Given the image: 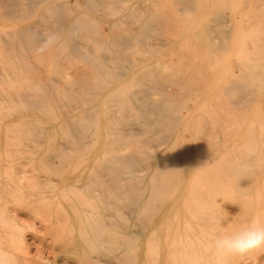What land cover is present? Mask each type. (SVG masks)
Wrapping results in <instances>:
<instances>
[{
  "label": "bare ground",
  "instance_id": "1",
  "mask_svg": "<svg viewBox=\"0 0 264 264\" xmlns=\"http://www.w3.org/2000/svg\"><path fill=\"white\" fill-rule=\"evenodd\" d=\"M229 3L231 0H0V20L14 23L0 31V46L6 49L0 52L31 50L46 66V73L37 74L40 69L22 55L21 64L32 82L28 86L33 84L32 89L37 88V92L24 97L25 104L20 102L22 94L17 99L24 110L40 113L39 119L25 125L34 138L29 153L32 161L40 162L50 172L43 180L39 175L30 177L34 192L24 194V200L38 201L40 205L45 202L55 209L31 210L33 205L30 210L11 212L39 226L43 235L39 231L40 236L34 235L35 231L32 237L40 252L51 256L53 264H264V248L247 254L246 261L219 256L208 249L211 240L221 233L236 232L246 224H264V199L255 202L244 198L253 188L244 183L258 184L264 173L260 170L264 147L256 145L264 142V136L254 137L253 130H246L240 139L245 150L227 148L232 152L230 156L222 163L215 162L217 169L230 174L231 188L240 203V222L232 228L207 230L206 216L210 213L192 212L190 219L162 226L168 216L165 210H202L203 204L211 203V192L221 189L220 177L185 178L190 166L185 161L186 149L178 145L180 141L170 139L185 116L170 103L176 100L185 107L208 79L209 73L193 59L204 48L211 54L223 50L231 20L222 10ZM250 3L264 6V0ZM170 8L175 9L176 15L172 11V16L177 21L187 23L169 41L183 39L188 48L186 58H174L165 64L171 74L160 71L155 48L156 51H143L140 58L128 60L125 48L140 45L142 40L150 39L151 32L163 30ZM257 10H252L253 15L264 14ZM102 22L110 24L108 32L99 26ZM181 31L186 34L182 36ZM212 34L219 36L220 43L211 40ZM78 37L91 44L76 42ZM256 38L245 42V59L236 80L217 91L219 95H234L236 98L230 102L235 105L248 102L245 97L253 93L254 82L264 81V42ZM10 59L11 64L16 63ZM68 60L88 65L84 67L86 72H69L72 68ZM182 62L188 63L184 69L179 65ZM117 63L121 64V71H107ZM10 70L8 75L3 74L6 78L17 69ZM151 93L161 94L162 98H152ZM214 103L211 105L215 114L193 132L195 144H209L196 148L197 166L218 147H213V143H220L221 136L231 133L221 129L220 124L230 116L225 113L227 108L221 103L215 107ZM136 129L140 135L149 136L145 141L154 147H165L153 151L132 147L133 139L139 135ZM201 135L208 139L202 141ZM206 181L216 185L196 186ZM159 225L163 228L161 233L156 230ZM48 256H40V263L50 264Z\"/></svg>",
  "mask_w": 264,
  "mask_h": 264
},
{
  "label": "rangeland",
  "instance_id": "2",
  "mask_svg": "<svg viewBox=\"0 0 264 264\" xmlns=\"http://www.w3.org/2000/svg\"><path fill=\"white\" fill-rule=\"evenodd\" d=\"M233 1L234 0H231V3L227 4L222 10V14L226 16L227 19L231 20V22L228 25L229 35L226 39V43H225L223 50L219 54H211L209 50L204 48L205 50L201 49V52L197 56H195L193 59V63L202 65V67H204L206 71L209 73L208 79L203 84L202 89L197 95L190 97L191 99L189 98V100L186 101L185 107L182 105V102H178L176 100L171 101L172 103H170L172 107H177L178 109H180V112L182 113V115L185 116L184 117L185 119L183 120L181 125L176 128L175 134L170 138L172 140L175 139V140L180 141L178 145L183 146L186 149L185 150V154H186L185 161L189 163L190 166L185 170L186 171L185 178L187 180H191V179H197V178L220 177L222 178V183L218 186L221 187V189L215 193L211 192L212 193V195L210 194L211 203H208V204L206 203L205 206H203L204 205L203 204L201 206L202 210H165L167 211L168 216L163 219L162 226L164 225V223L166 225L168 223L176 224L178 220L182 221L184 218L190 219L192 212L193 213H196V212L210 213V216L208 217L206 216L207 224L205 227L207 230L210 228L212 229H215V228L221 229L225 227L232 228L236 224H238V222H240V219H241L240 213H239L240 203L238 202V196L236 195V193H234V190L231 188V183L229 182L230 174L226 172V170L224 169H217L215 164L218 161L220 163L224 162V159L227 156H230L232 152L227 148L234 147L235 150H237L236 148L240 150H243V149L245 150V145L241 142L240 139L243 136H245L246 130L247 131L253 130L254 133L256 134L258 133V135L254 134V137L256 136L259 137L260 136L259 134H261V136H264V129H262V126H264V124H261V123H264V107H261V104L262 106H264V81L258 82L254 80L255 88L252 94L245 97L246 100L249 99L248 102L244 101L245 104L241 102V103H238L239 105L238 104L235 105L233 102H230L232 98L234 99L236 98L234 95H231V96L219 95L217 94V91L221 87L229 83L231 80H236V76L239 74V68L240 66H242V63H244V59H245V55L242 52V49L244 50L245 42L248 43L250 42L249 40L251 39L255 40L256 36L260 41L264 42V39H262L264 38V14L253 15V12L257 9H258L257 11L261 10L262 13H264V6H261V5L259 6L256 4L258 6L256 7L255 4L250 3V2H254V0H250V1L244 0V4H241L242 0H238V1L235 0L234 2ZM254 8H257V9H254ZM174 10H175L174 8H170V10L167 11L168 15L165 19V23H163V30L158 31L156 34L151 32L150 39L142 40V43L140 42V45H134V46L132 45V46H129L128 48H125V52L127 55L126 57L128 60L140 58L143 55L141 54L143 51H149V50L156 51L157 50L158 52L157 59L161 62L159 65L160 71L162 72V74H169L170 72L167 68H165V64L167 65L169 61L174 58H177L178 60L186 58L188 48L186 44L184 43L183 39L169 42L171 38L177 34L179 28L185 27L187 25L185 21L179 20L180 24L182 23L180 25L179 21H177L178 18L176 16H172L174 15L172 14L173 13L172 11ZM170 12L171 14H169ZM173 17L175 18L174 20H173ZM13 24H14L13 22L8 21L6 19L0 20V31L1 32L5 31V28L9 29ZM246 24H248L249 28L247 27ZM244 25H246L245 28H243ZM99 26L104 32L105 31L108 32V28L110 24L106 22L104 23L102 22L99 24ZM104 26L106 30L104 29ZM223 27L225 28L226 26L223 24ZM241 28H243V30ZM247 30L249 31L248 32L249 34L247 33ZM180 33L182 34V36H184L186 34V31H181ZM212 35L213 36L211 40L213 42H216L215 40H217V42L220 43L219 36L217 35L218 36L217 37L214 34ZM76 42L80 44L85 43V42L91 44L86 39L80 38V37L76 39ZM147 47L149 49H147ZM2 49L3 48L0 46L1 52L6 50V49L5 50L4 49L2 50ZM26 50L27 49H25V51ZM8 51L10 52L8 53L7 51L5 53L0 52L1 53V56H0V76H1L0 77V219H1L0 220V237H1L0 238L1 239L0 240V252L13 257L14 258L13 264H35V263L41 264L39 261L40 256L43 258L48 255H45V253L40 252V250L37 248L38 244H36L37 242H35L34 240L35 238L32 237L31 233L34 234V232L36 231L34 235L40 236L42 230L39 228V226L36 223L34 224L32 221L30 222L29 218L27 219L24 216L18 217L13 212H11V210H25V209L30 210L33 207V205H34V208L31 210H37L38 208L39 210H45V209L54 210L55 209L54 207L49 206L45 202H42V204L40 205L38 201H36V203L35 202L29 203L28 201L26 202V200H24L25 199L24 194L34 192L33 191L34 189H32L33 181L32 179H30V177L32 178V177L39 175L40 177L38 178L43 180L47 176L50 175L49 174L50 172L46 169H43L44 167L43 166H42L43 168L41 167L40 162H38L39 164L38 166L37 162L35 163L34 161H32V158H31L32 156H30V153H29L31 152L30 149L34 145V142H33L34 138L31 136L32 134L30 133L28 128H26L25 125L32 120L39 119L40 113L24 110L25 107H23L22 105V103H24L25 101L24 97H27L29 94H31V92L36 93L37 88L32 89V87H34L33 84L32 86H28L32 82L31 80L27 78L28 73H26L27 70L25 69V67L22 66L21 59L23 58V56L24 58L27 57V60L30 63H33L32 66H34L35 68L37 67L36 69L38 70L40 69L39 71L36 70L37 74L46 73V66L43 65V63L39 61L40 58L37 56L38 54L36 55L31 50H28L27 52H25L24 48L22 49L17 48L15 50H12V51L8 50ZM12 52L14 53V55H12L13 54ZM18 53L20 54L19 57H18ZM5 54L8 56L9 54H11V59L7 58L8 56L5 57ZM34 54L37 57L33 56ZM2 56L4 58H2ZM92 57H95V56H92ZM134 57H138V58H134ZM208 58H210V61H206ZM9 59L11 61L13 59L14 61H12V63L16 62L17 64L16 63L11 64ZM213 59L216 61H214ZM70 60H68V66L70 65V68H72V70H69V72H74V70L76 72H86L85 71L86 69L84 67H87L88 65L86 64L84 65L83 63L79 64V62H76V61L74 62V60L72 61ZM208 64H211V65H208ZM11 65H13V67ZM14 65H16V67ZM114 65L117 66L118 68L114 67ZM114 65H110L107 71L116 70L115 71L116 73L121 71L120 63L114 64ZM152 65L153 63L149 64V66H152ZM179 65L180 67L184 69L186 66H188V63L182 62V63H179ZM128 66L130 65L128 64ZM210 66H211V69L209 68ZM10 68L12 69V71L17 69L16 71L12 72L13 76L11 74L7 76L9 78L11 76V78L13 79L6 78V75H8L6 74V72L8 71L9 73L11 71ZM4 73L6 75H3ZM26 74H27V77H26ZM9 80H12V82ZM244 81L249 82V80H244ZM256 82H258L259 85L258 83L256 84ZM29 87H31L30 88L31 91L28 93L27 90L28 91L30 90L28 89ZM16 93H18L19 95L18 94L16 95ZM20 94L22 95L20 96ZM18 97L19 98L22 97L20 99V102H22L21 104L18 101L19 99H17ZM151 97L156 98V99H161L162 95L151 93ZM219 98H221V100ZM15 100H17L16 103L13 102ZM213 101L215 102L214 103L215 107H217L221 103L227 108V111L225 113L226 115H230V116L227 119L222 120L220 124H221V129H223L226 132L230 131L231 133L221 136L220 143H216V144L213 143L212 144L213 147L215 146H218V147L210 154L211 156L209 155L204 158V161H203V164L205 163L204 165L202 164L201 166H197V164L194 161V155L196 152V148L197 147H207L209 144H205V143L199 144V145L195 144L194 139L196 137L193 132L196 127L200 126L201 124H205L204 121H206L207 123L208 120L212 118L213 114H215V109H213L211 105ZM240 104H243V106ZM16 105L19 107H17ZM21 106L22 108H20ZM201 117L203 118V120L201 119ZM205 126H207L206 128H209L207 124ZM260 129L262 132H260ZM232 130L235 132H233ZM135 131H137L136 133L139 134L138 129H136ZM147 138H149V136L140 135V134L136 135V137L133 139L132 147L135 146L136 148L140 150H144V151L145 150L153 151L157 147L160 149L165 147L164 145H159L157 147L156 146L154 147L148 141H145ZM200 139L204 141V140H207L208 138L205 135H201ZM214 139H216V137H214ZM256 145L262 148L264 147V142H262V144L260 143ZM260 156L262 157V158L260 157V161L262 163L264 162V155H260ZM205 167L208 168V171ZM203 169H205L206 171ZM42 170L44 171L42 172ZM260 170L264 172V165H262ZM223 172H224V175H223ZM209 173L212 174L211 177L205 176V174L209 175ZM262 174L260 175L261 181H259L258 184L244 183L245 185L249 184L253 188H255V189L252 188L248 192V194H245L244 198L249 199L250 201L254 200L255 202L257 201L259 202L261 201L260 199H264V188H262L261 190V187H264V182H262V180H264V175ZM52 177H55V175L53 174ZM24 178H26L27 180H25ZM30 180L32 181L31 183H30ZM222 184L224 185L227 184V185L224 187V185L222 186ZM214 185L216 184L215 183L212 184V182L206 181V182L197 183L196 186L198 187L201 186L200 188H206L209 186L213 187ZM257 185H258V188H257ZM248 196H250V198ZM252 196L254 197L252 198ZM203 208H205V210H203ZM35 227H36V230H35ZM156 230L161 233L163 228L161 227V225H159L156 227ZM37 232L40 234H38ZM42 235L43 234H41V236ZM4 247L7 248V250L10 249V251L5 250ZM48 257H49L50 264H53L51 256H48ZM247 257L248 255H245L243 257H238V258L231 257L230 259H233L235 261L237 260L246 261Z\"/></svg>",
  "mask_w": 264,
  "mask_h": 264
},
{
  "label": "clouds",
  "instance_id": "3",
  "mask_svg": "<svg viewBox=\"0 0 264 264\" xmlns=\"http://www.w3.org/2000/svg\"><path fill=\"white\" fill-rule=\"evenodd\" d=\"M264 248V224H246L238 231L221 233L208 245L209 251L223 257H243ZM14 258L0 252V264H13Z\"/></svg>",
  "mask_w": 264,
  "mask_h": 264
}]
</instances>
